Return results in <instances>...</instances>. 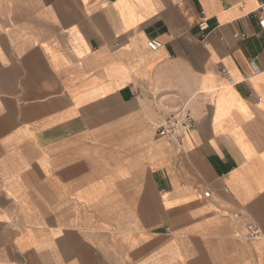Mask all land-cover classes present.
<instances>
[{
    "label": "crops",
    "instance_id": "crops-1",
    "mask_svg": "<svg viewBox=\"0 0 264 264\" xmlns=\"http://www.w3.org/2000/svg\"><path fill=\"white\" fill-rule=\"evenodd\" d=\"M263 2L0 0V264H264Z\"/></svg>",
    "mask_w": 264,
    "mask_h": 264
},
{
    "label": "built area",
    "instance_id": "built-area-1",
    "mask_svg": "<svg viewBox=\"0 0 264 264\" xmlns=\"http://www.w3.org/2000/svg\"><path fill=\"white\" fill-rule=\"evenodd\" d=\"M257 16L261 27L262 34L264 35V2L257 10ZM210 25L207 20L199 24L202 31H207ZM236 37L245 39L249 35L247 33L237 32ZM152 49L157 50L162 47L163 43L160 40L152 39L149 41ZM225 72V70L223 71ZM197 128V121L187 111L185 104L175 107H164L161 110L160 122L157 126L158 134L166 136L171 141L182 143L185 138ZM234 218H241L242 224L245 229V235L250 239L259 238L262 235L260 225L254 220H250L242 216L241 213H234Z\"/></svg>",
    "mask_w": 264,
    "mask_h": 264
}]
</instances>
